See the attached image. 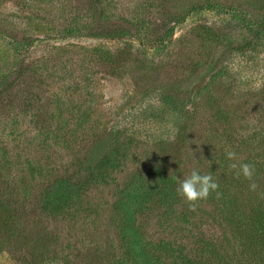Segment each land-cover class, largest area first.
<instances>
[{
  "label": "rangeland",
  "instance_id": "374dc122",
  "mask_svg": "<svg viewBox=\"0 0 264 264\" xmlns=\"http://www.w3.org/2000/svg\"><path fill=\"white\" fill-rule=\"evenodd\" d=\"M21 1L0 0V264H239L177 189L228 151L264 164V35L238 48L264 0Z\"/></svg>",
  "mask_w": 264,
  "mask_h": 264
},
{
  "label": "trees",
  "instance_id": "16d2710c",
  "mask_svg": "<svg viewBox=\"0 0 264 264\" xmlns=\"http://www.w3.org/2000/svg\"><path fill=\"white\" fill-rule=\"evenodd\" d=\"M24 1L21 2L25 4ZM21 17L22 23L25 26L38 28L36 24L32 23V19L36 18L33 13ZM79 18L78 16L74 17L71 22L75 25L79 24ZM71 30V28L66 29L68 33H70ZM263 35L264 33L257 28L250 29L248 36L242 39L240 47L238 48L241 49V47H245L244 49H246L253 44H259L258 42L262 39ZM40 41H43V39L37 38L29 41L27 45ZM16 44L15 41L11 46L17 49ZM262 138L261 140L264 141V137ZM121 145L122 144H118V147H111L108 152L104 153V155L98 159L99 161L97 163L103 162L112 154L110 153L111 151L117 153ZM229 165L230 162L224 159H221L217 164L216 161H210L207 164V173L209 172L208 174L211 175L213 180L219 185V196H217V193L213 192L206 200L199 201L196 207H199V212H202L205 211L206 204H212L210 212H217L218 215L222 217L221 219L224 221L226 229L230 233L234 243H236V248H233V250H238V253L235 255L238 257L239 264L243 262L250 263L252 260H255V264H264V176L261 174L264 171V164H259V173L254 176V179L257 178L255 182L258 188L253 192L250 190L248 184V187H246V195L235 190L236 181L238 180L236 177V170L231 169L232 172L230 175L226 176L229 173ZM164 188L167 189L166 186H164ZM155 189L156 187L152 186L146 193L152 195ZM186 212L189 214L191 211L183 209V215H186ZM193 216L196 217V211L193 213ZM183 230H185V228H183ZM137 236L138 235H134L133 240H131L129 244L133 251V257L140 261L144 257L142 253L151 249L148 248V244L146 245V243H144L142 239H139V237L137 238ZM137 248H139V251H137ZM169 251L177 252L178 256H181L180 249L173 245H169ZM142 255L143 257H141ZM152 257L155 258L153 255ZM155 262H157V258H155ZM186 262L190 263V260L187 259Z\"/></svg>",
  "mask_w": 264,
  "mask_h": 264
},
{
  "label": "clouds",
  "instance_id": "9594fccd",
  "mask_svg": "<svg viewBox=\"0 0 264 264\" xmlns=\"http://www.w3.org/2000/svg\"><path fill=\"white\" fill-rule=\"evenodd\" d=\"M226 155L229 161H233L229 167L236 170V177L243 176L245 180L250 182V190L255 192L258 185L254 181V166L248 163H240L235 152L228 151ZM218 188V183L213 180L211 175H201L198 171L194 170L189 176L179 181L177 193L184 198L190 209L194 210L197 203L201 200H206L211 193L215 192L219 196Z\"/></svg>",
  "mask_w": 264,
  "mask_h": 264
}]
</instances>
